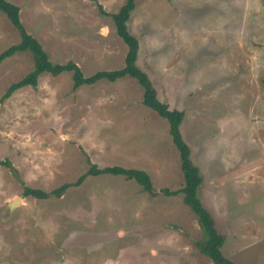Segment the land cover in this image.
<instances>
[{
  "label": "rangeland",
  "instance_id": "rangeland-1",
  "mask_svg": "<svg viewBox=\"0 0 264 264\" xmlns=\"http://www.w3.org/2000/svg\"><path fill=\"white\" fill-rule=\"evenodd\" d=\"M6 1L51 62H73L84 76L124 65L110 17L124 0ZM134 3L135 64L160 101L184 112L180 132L221 251L233 264H264V0ZM19 40L0 12V52ZM32 65L29 51L0 63V161L10 163L0 164V264H213L181 193L88 174L60 197L23 195L73 183L91 165L142 169L155 190L183 184L168 122L142 104L134 78L74 89L72 72H44L5 96Z\"/></svg>",
  "mask_w": 264,
  "mask_h": 264
},
{
  "label": "trees",
  "instance_id": "trees-1",
  "mask_svg": "<svg viewBox=\"0 0 264 264\" xmlns=\"http://www.w3.org/2000/svg\"><path fill=\"white\" fill-rule=\"evenodd\" d=\"M134 1L135 0H124V3L118 11L110 14L117 35L127 46L124 57V65L119 69L100 70L90 76H84L80 68L73 62H67L65 64L51 62L48 54L42 48L40 43L26 31L25 27L21 23L19 17V7L6 0H0V12L5 14L6 18L17 30L20 37L18 43L10 45L7 49L0 52V63L3 59L22 51H29L33 58L32 69L20 80L12 83V85H10L7 89L5 96H8L14 90L24 86H36L39 75L44 72L50 73L53 76L66 71L72 72L74 89L83 84H93L99 79L115 81L125 75L134 78L143 90L141 100L142 104L154 110L159 116L166 119L168 122V131L171 136L172 143L179 154L180 168L183 175L182 187L176 190H170L167 188L155 190L152 186L149 175L142 169L124 168L116 165L106 166L99 169L95 165H91V168L88 169L87 173L81 175L73 183H63L61 186L55 188L49 193L25 187L23 195L39 199H47L50 196L60 197L69 186L80 184L83 178L88 174L122 175L128 179L135 180L136 183L140 185L142 191L151 195H156L159 192L167 196L181 193L183 203L187 205L197 216V222L202 230V238L197 240L195 243L198 251L207 256L213 264H233V262L222 253L221 246L224 237L215 228L214 219L211 217L208 210L203 206L197 194L198 187L202 182V177L198 167L190 158L189 146L182 138V134L180 132V124L182 123L184 112L183 110L170 109L166 103L160 101L146 73L135 64L138 42L136 38L130 34L127 25L130 12L133 10L135 5ZM100 8L101 7L99 6V9ZM0 164L10 167V163L7 160L0 161Z\"/></svg>",
  "mask_w": 264,
  "mask_h": 264
},
{
  "label": "water",
  "instance_id": "water-1",
  "mask_svg": "<svg viewBox=\"0 0 264 264\" xmlns=\"http://www.w3.org/2000/svg\"><path fill=\"white\" fill-rule=\"evenodd\" d=\"M17 203V199H12L9 203H8V209L11 210Z\"/></svg>",
  "mask_w": 264,
  "mask_h": 264
}]
</instances>
